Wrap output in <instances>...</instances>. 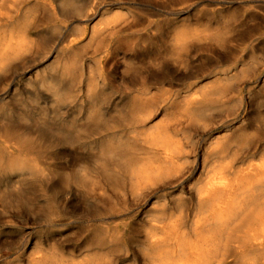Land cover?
Returning a JSON list of instances; mask_svg holds the SVG:
<instances>
[{
	"label": "rangeland",
	"instance_id": "rangeland-1",
	"mask_svg": "<svg viewBox=\"0 0 264 264\" xmlns=\"http://www.w3.org/2000/svg\"><path fill=\"white\" fill-rule=\"evenodd\" d=\"M15 5L17 52L0 71V264H155L173 220L185 214L194 239L198 186L221 182L213 208L227 212L264 176V0ZM161 133L185 156L134 193L125 162L159 149Z\"/></svg>",
	"mask_w": 264,
	"mask_h": 264
},
{
	"label": "bare ground",
	"instance_id": "bare-ground-1",
	"mask_svg": "<svg viewBox=\"0 0 264 264\" xmlns=\"http://www.w3.org/2000/svg\"><path fill=\"white\" fill-rule=\"evenodd\" d=\"M15 4L16 0H0V71L3 70L5 65L12 62L17 52V37L12 22L13 12L16 8ZM168 74H170V69L167 72ZM159 76H161L159 73H151V78L154 80H158ZM145 86V84H142L139 87L143 90L140 93L143 96H148L150 90ZM147 114L150 115L148 112ZM48 129L58 135L62 133L63 128L51 126ZM151 134L153 133L151 132ZM165 136H162V133L157 137L155 136L156 138L151 141L154 143L153 147L157 145L159 149L151 150L152 153L146 157H140L142 160L139 162H135L131 157L126 160V165H124L127 168L134 193L143 191L155 177L168 176L171 170L170 166L176 165L185 156L180 150L171 147L173 145L168 142L169 139L167 140ZM150 145L153 144L150 143ZM205 182L204 186H198L197 188V198L201 207L196 215L197 219L193 221L194 239L191 240L180 232L183 225L181 220L185 214L177 220H173V233H170V238L163 241L167 243L172 239L175 242L174 247L163 250L155 264H231L236 260L237 255L236 262L240 264H264V176L254 180L249 185L247 184L248 187L242 189L237 204L233 205V209H229L227 212L218 209L216 211L213 208L215 207V199H218V196H214L212 191L221 186L222 183L217 182L216 184L213 179Z\"/></svg>",
	"mask_w": 264,
	"mask_h": 264
}]
</instances>
